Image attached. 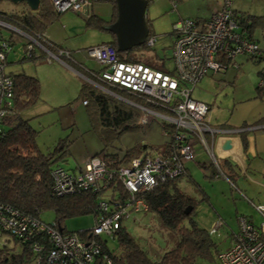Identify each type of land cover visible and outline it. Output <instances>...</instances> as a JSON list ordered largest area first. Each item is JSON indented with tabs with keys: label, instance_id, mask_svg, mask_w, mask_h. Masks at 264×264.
<instances>
[{
	"label": "built area",
	"instance_id": "1",
	"mask_svg": "<svg viewBox=\"0 0 264 264\" xmlns=\"http://www.w3.org/2000/svg\"><path fill=\"white\" fill-rule=\"evenodd\" d=\"M92 1L52 0V3L58 13H85L91 11ZM0 24L8 25L30 37L24 43L25 57L38 59L42 50L59 60L66 56L72 58L66 48L59 47L52 51L48 45L53 42L45 31L33 36L4 20L0 19ZM240 28L231 0H226L224 7L209 19L188 17L176 21L172 43L175 66L171 71L142 62L123 60L118 56L116 48L108 43L88 47V57L102 66L100 73L92 72V77L125 90L141 101L128 99L91 77L88 79L139 109L141 113L136 122L140 125L149 121V115L161 117L163 123L170 125L166 128L163 124V130L165 135H171L173 139L172 150L167 154H142L127 164L111 168L109 165H113L115 160H107L98 155H91L85 166L78 171L70 172L60 165L54 166L51 176L57 195L81 190H105V193L110 190L109 184L115 181L122 184L125 194L115 195L111 189L109 199L99 198V214L95 216L94 225L74 231L64 229L56 220L44 221L0 200V245L9 248H17L18 244L27 246L33 252L29 264H117L103 236L115 239L124 220L133 213L149 210L144 197L146 192L185 172V163L195 158L193 140H199L204 145L219 167L213 147L207 140V134L214 136L215 131L219 130L207 121L209 104L192 97V90L209 71L225 70L229 64L238 67L235 60L237 55L259 56L264 53L259 44L245 36ZM157 40L156 34H148L144 42L153 47ZM12 42L10 38L0 37V138L18 113L14 79L5 70ZM262 71L259 83H264V65ZM83 103L86 104L87 99ZM217 173L216 176L221 175ZM224 176L234 190L238 189L232 179ZM254 206L264 215V204ZM238 223L239 228L233 241L218 253L219 263L263 264L264 222L257 226L247 216L240 215Z\"/></svg>",
	"mask_w": 264,
	"mask_h": 264
},
{
	"label": "rangeland",
	"instance_id": "2",
	"mask_svg": "<svg viewBox=\"0 0 264 264\" xmlns=\"http://www.w3.org/2000/svg\"><path fill=\"white\" fill-rule=\"evenodd\" d=\"M93 1L92 4L96 12L105 16L112 14V2L106 0ZM223 2L224 0H150L146 16L150 19L151 28L158 36V40L153 47H140L136 49L135 53L143 55L150 63L164 61L166 69L173 70L175 66L172 58L174 23L182 18H188L187 14L194 11L202 12L206 15L202 14V17L210 18L212 12L221 7ZM231 6L238 13L264 14V0H231ZM0 9L13 11L21 9V5L10 0H1ZM66 15L71 16L72 19L67 20L71 22L73 28L76 23L78 30L70 32L63 28L66 25L64 21ZM191 16L194 17V15ZM59 18L47 27L49 32L57 33L61 40H64L55 43L63 45L64 48L67 45L69 49H66L72 52L76 59L78 58L87 65L98 69L100 64L88 57L87 48L102 41H107L110 33L97 26H87L86 19L82 15H76V13H64ZM256 35L259 38L260 45L264 47L262 31L257 29ZM12 36L13 45L8 53L6 72L24 71L27 74L32 73V75L39 77L41 82L39 97L33 103L24 107L21 114L24 118H29L31 125L37 130V144L42 152L46 154L57 153L59 155L60 149L64 148L59 157L53 161V167L60 165L67 171H78L80 167L85 166L87 159L104 148L105 144L96 129L93 128L88 114V107L83 103L85 98L82 90L83 83L89 82L93 85L95 83L86 76H82L80 71L76 73L74 69H78V67L71 59L73 63L69 60L68 64L71 68L75 67L74 69L61 62L63 59L53 58L48 52L42 50L43 57L41 58L25 57L24 43L29 38L12 27L0 24V37L9 39ZM247 56L239 54L235 57V60L241 63V69L237 70L236 67L229 64V75L225 72L212 73V71H209L194 86L192 97L211 102L214 110L219 115L217 106L220 104V100L224 101L227 94L228 97L233 95L234 88L236 89L235 94L245 95L256 87V84L251 82L250 78L257 82V71L262 68L264 61L251 60ZM64 59L68 60L69 58L66 56ZM101 90L109 95L111 94L104 88H101ZM163 124L161 117L149 115V121L146 124H139L140 126L136 128L124 131L117 139L111 140L106 150L122 154L126 148L138 143L146 145L145 151L147 150L151 154L159 153L169 139V136L164 134ZM204 148L203 145L200 146L203 153ZM230 186L225 185V188H227L225 195L218 193V195L213 196L210 204L206 201H200L197 207L198 215H196V219L198 223L211 232L220 249L229 247L232 231H238L237 217L240 215L237 211L248 215L253 213L257 226H260L263 221L261 214L254 211V208H250V204L246 199ZM188 187L191 186H186L185 189L189 193L194 196L198 195L195 189H189ZM222 187L220 186L221 189ZM111 195L112 190H108L102 197L109 199ZM215 211H219L220 218L214 217L216 215ZM40 217L47 222L55 220V214L51 210L44 211ZM94 222V214L87 213L67 217L64 220V225L67 230L74 231L90 228L94 225ZM217 222L221 224L216 225ZM123 225L150 260H162L165 254L174 249L180 240V236L166 227L162 223L159 214L152 210L133 213L130 218L124 220ZM103 238L107 240V246L112 252L118 251L119 242L117 239L108 236H103ZM21 248V244H18L17 250ZM212 256L211 258L199 256L197 264H219L214 251Z\"/></svg>",
	"mask_w": 264,
	"mask_h": 264
},
{
	"label": "trees",
	"instance_id": "3",
	"mask_svg": "<svg viewBox=\"0 0 264 264\" xmlns=\"http://www.w3.org/2000/svg\"><path fill=\"white\" fill-rule=\"evenodd\" d=\"M106 1H110L113 4V13L110 20L95 14H91L87 18L88 25L103 28L111 34V39L104 43L116 48L118 56L123 60L142 62L164 71H170L166 69L164 61L150 63L146 57L135 53L137 48H150L145 42L127 51L118 49L116 35L107 27L117 18L116 1ZM19 4L21 9L13 11L0 9V19L33 36L44 32L62 14L54 9L52 0H40L37 11H32L26 3ZM234 11L242 33L248 38L255 40L259 44L260 49L264 50L256 35V30L260 29L264 37V14L255 15L249 12L238 13L237 10ZM146 20L149 34H155L151 28L150 19L146 17ZM12 38L13 36L10 40ZM48 47L53 51L55 48L62 46L53 42ZM41 57H43L42 54L39 58ZM248 57L256 61H264V53L259 56L251 55ZM101 69L97 73H100ZM259 74L261 77L263 76L262 68ZM11 75L14 79L15 103L18 113L4 136L0 138V200L40 219H42L40 216L44 211L51 210L55 214V220L64 229H66L64 220L67 217L87 213H93L94 216L98 215L99 198L105 194V190L101 192L81 190L64 195H57L54 191L53 178L51 176L53 161L59 157L64 148L60 149L59 155L57 153L46 154L42 152L37 144V130L31 125L29 118H24L21 114V110L24 107L33 103L39 97L41 90L40 80L37 76L27 74L24 71L12 73ZM89 77L100 82L97 77ZM100 83L128 99L141 101L139 97L125 90L105 82ZM82 90L85 94L84 99H87L85 105L88 107L92 126L105 143L104 148L94 155L101 156L107 160L114 159L116 164H110L109 167L111 168L114 165L127 164L132 158L150 153L145 151L144 147L146 145L138 143L126 148L122 154L119 152H108L106 148L111 140L117 139L124 131L130 128L140 126L136 121L141 111L128 105L125 101L103 92L89 82L83 83ZM263 96L264 83H259L256 87V97ZM164 127L169 128L170 125L165 124ZM172 143L173 139L170 135L161 153H169L172 150ZM244 144L246 145V142ZM212 173L211 177H215L218 174L215 171ZM186 174L187 170L185 169L182 175L161 182L144 194L149 210L157 212L162 223L180 236L175 248L168 251L162 260H150L122 224L115 235V239L119 242V249L112 252L117 264H197L199 256L211 258L213 257V251L218 259V253L222 249L217 246L211 232L201 226L196 219L199 199L190 196L182 189L181 180ZM108 188L112 189L115 195L120 194L123 196L125 194L124 187L120 182L110 183ZM189 205H192V210L187 213L186 209ZM21 246L22 248L17 250L15 247L9 248L0 245V264H29L33 258V252L25 245L21 244Z\"/></svg>",
	"mask_w": 264,
	"mask_h": 264
},
{
	"label": "crops",
	"instance_id": "4",
	"mask_svg": "<svg viewBox=\"0 0 264 264\" xmlns=\"http://www.w3.org/2000/svg\"><path fill=\"white\" fill-rule=\"evenodd\" d=\"M225 3L226 0H224L221 7L216 8L212 12V15L216 11L223 8ZM93 4L91 7V11L85 13H76V15H82L86 19V21L91 14H95L106 20L111 19L112 14L109 16H105L101 13L96 12ZM64 13L75 14L71 11H67ZM180 14L182 13L180 12ZM202 14L204 13L194 11L192 13H188L187 16L196 19H209V17H202ZM191 15H194V17ZM70 18L71 16H64V21L66 22V25H64L63 28H66L70 32L78 30V27H76V23L73 28L71 22L67 20ZM87 26L91 25H88L87 23ZM45 34L50 40L54 42L64 41L61 40V37L57 33H51L47 29L45 30ZM110 39L111 34H109V37H107V41H109ZM107 41H102L101 43ZM65 46L67 49H69L67 45ZM71 57L74 58H71V60L75 62L78 69L75 67L71 68L69 66L70 64H68V62L70 59L66 60L62 58L63 60L61 62H63L65 65H68L71 69L75 68L74 71L76 73H79L80 71V74L82 76H86L87 78H89V76H92V72H97L102 68L101 65L98 69L87 65L85 62L79 60L78 58L76 59V56L73 55L72 52ZM248 59L250 58L248 57ZM73 61L71 62L73 63ZM236 62L238 64V67L236 68L237 70H240L241 63H239L237 60ZM259 71L260 69L257 71V82L250 78V81L254 82L256 84V87L259 84L260 80ZM17 72L19 71H16V73ZM213 72L214 71H212V73ZM215 72H225L227 75H229L228 68ZM8 73L12 74L11 72ZM30 74L32 75V73ZM256 87L248 91L245 95H238L237 93L235 94L236 89L234 88L235 91L233 92V95L228 97L227 94L224 98V101L220 100V104L217 106L219 108V115L214 110L213 104L211 102L204 101L210 106L207 121L211 124L212 127L222 131L215 132L214 136H212L211 134H207V140L213 147L214 153L218 160L219 167L215 165L206 148H204V153L201 152L200 146L203 144H201V142L196 139L193 140L195 148V158L194 160L187 161L185 163L187 174L185 177L182 178L181 186L187 194L192 197H195L196 199H199L198 204L200 201H206L210 204L213 200V196L218 195V193L225 195V192L227 190V188H225V185L230 186L231 183L224 175H227L230 179H232V181L238 188L236 189V191L246 199V201L250 204L249 207L252 209L254 208V211L259 212L254 205L264 204V96L256 97ZM228 139H230L231 141V147L224 148V143ZM244 142H246V145L244 144ZM80 169L82 168L80 167ZM213 171L219 172V174L221 175L211 177ZM222 183L224 185L223 187ZM186 186H191L188 188L195 189L198 192V195L194 196L193 194L189 193L185 189ZM220 186L222 187V189L220 188ZM237 212L239 215L247 216L250 221L257 225L253 213H250L248 215L246 213H240L239 211ZM215 214L216 215L214 217H221L219 211H215ZM260 214L263 217V221L261 222L262 224L264 222V215L262 213ZM235 233V231H232L231 233L230 244L233 241Z\"/></svg>",
	"mask_w": 264,
	"mask_h": 264
},
{
	"label": "water",
	"instance_id": "5",
	"mask_svg": "<svg viewBox=\"0 0 264 264\" xmlns=\"http://www.w3.org/2000/svg\"><path fill=\"white\" fill-rule=\"evenodd\" d=\"M1 1V0H0ZM13 3H26L32 11H37L40 0H10ZM117 5V18L107 25L108 29L115 33L120 51L130 50L136 45H141L149 34L146 13L148 0H115ZM8 26V25H6ZM10 27V26H9ZM26 35V34H22ZM222 131V130H219ZM218 131V132H219ZM217 132V131H215ZM230 139L224 143V148H230ZM192 210L189 205L186 212Z\"/></svg>",
	"mask_w": 264,
	"mask_h": 264
},
{
	"label": "bare ground",
	"instance_id": "6",
	"mask_svg": "<svg viewBox=\"0 0 264 264\" xmlns=\"http://www.w3.org/2000/svg\"><path fill=\"white\" fill-rule=\"evenodd\" d=\"M29 39H30V37L28 36V35H26ZM58 166V165H57Z\"/></svg>",
	"mask_w": 264,
	"mask_h": 264
}]
</instances>
